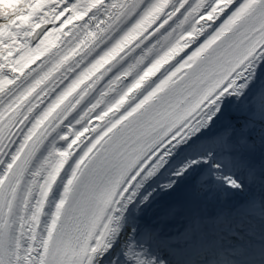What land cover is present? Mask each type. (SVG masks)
<instances>
[{"label": "snow or ice", "instance_id": "snow-or-ice-1", "mask_svg": "<svg viewBox=\"0 0 264 264\" xmlns=\"http://www.w3.org/2000/svg\"><path fill=\"white\" fill-rule=\"evenodd\" d=\"M0 264H264V0H0Z\"/></svg>", "mask_w": 264, "mask_h": 264}]
</instances>
